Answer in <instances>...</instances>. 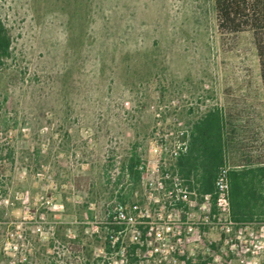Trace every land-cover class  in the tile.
Wrapping results in <instances>:
<instances>
[{
    "label": "rangeland",
    "instance_id": "obj_1",
    "mask_svg": "<svg viewBox=\"0 0 264 264\" xmlns=\"http://www.w3.org/2000/svg\"><path fill=\"white\" fill-rule=\"evenodd\" d=\"M0 19L13 39L0 70V264H141L130 236L125 259L112 247L109 214L146 204L152 170L175 168L166 135L190 141L234 99L262 110L250 35L224 49L214 0H0ZM199 198L185 258L264 264V225H204Z\"/></svg>",
    "mask_w": 264,
    "mask_h": 264
},
{
    "label": "trees",
    "instance_id": "obj_2",
    "mask_svg": "<svg viewBox=\"0 0 264 264\" xmlns=\"http://www.w3.org/2000/svg\"><path fill=\"white\" fill-rule=\"evenodd\" d=\"M217 29L223 48L249 34L255 48L264 95V0H214ZM13 39L0 19V70L12 56ZM232 100L226 109H208L193 125L187 153L173 169L194 187L199 198L211 195L216 211L215 183L228 169L231 219L241 225H264V101L262 110ZM140 155L128 164L132 180L141 181ZM143 170H142V169ZM77 180L79 189L83 186ZM215 251L219 248L214 245ZM185 264H207L203 257L183 258Z\"/></svg>",
    "mask_w": 264,
    "mask_h": 264
},
{
    "label": "built area",
    "instance_id": "obj_3",
    "mask_svg": "<svg viewBox=\"0 0 264 264\" xmlns=\"http://www.w3.org/2000/svg\"><path fill=\"white\" fill-rule=\"evenodd\" d=\"M187 138L184 131L177 136L173 133L165 136V142L170 140L171 160L177 161L187 153ZM152 172L159 176L149 188L146 204L118 202L113 206L107 222L111 244L125 259L126 238L130 236L132 243L143 251L141 264H178L187 255L184 228L193 217L191 211L197 204V191L168 166L164 170L158 166ZM229 192L228 169H224L215 183L216 211L200 208L207 211L202 224L221 225L227 231L236 225L231 219ZM211 197L204 196L202 207H210ZM180 212L186 215V221L176 218Z\"/></svg>",
    "mask_w": 264,
    "mask_h": 264
}]
</instances>
